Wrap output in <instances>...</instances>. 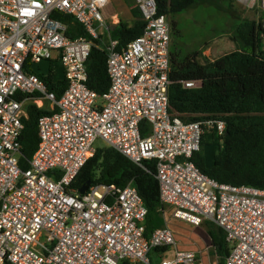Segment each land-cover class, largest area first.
Masks as SVG:
<instances>
[{
  "label": "built area",
  "instance_id": "obj_1",
  "mask_svg": "<svg viewBox=\"0 0 264 264\" xmlns=\"http://www.w3.org/2000/svg\"><path fill=\"white\" fill-rule=\"evenodd\" d=\"M237 1L259 3L264 30V0ZM133 2L145 26L119 47L108 0H0V264H213L210 243L178 249L167 222L144 235L147 208L132 182L89 185L83 194L72 187L96 138L136 164L155 160L161 211L194 227H220L229 248L224 264H264V189L218 182L192 161L206 131L221 136L225 123L169 114L171 23L155 0ZM55 12L72 15L90 37H69ZM93 39L106 54L103 94L87 85ZM55 61L66 82L59 97L49 87L59 79L55 66L51 84L38 75ZM29 103H47L48 113L37 119V148L22 170Z\"/></svg>",
  "mask_w": 264,
  "mask_h": 264
},
{
  "label": "trees",
  "instance_id": "obj_2",
  "mask_svg": "<svg viewBox=\"0 0 264 264\" xmlns=\"http://www.w3.org/2000/svg\"><path fill=\"white\" fill-rule=\"evenodd\" d=\"M133 20L130 24L119 21L111 35L118 46H125L138 37L145 21L133 0H126ZM202 0H155L158 13L168 16L194 7ZM68 25L69 37H90L84 27L67 13L55 12ZM244 20L236 27L233 39L236 49L216 58L199 59L194 51L184 57L170 46V84L168 87V112L185 122L209 119L225 123L220 136L222 143L213 157V164L205 165L203 156L204 136L200 150L192 156V161L204 173L221 183L252 185L264 189V30L261 22ZM170 20V19H169ZM171 23L173 35L175 22ZM87 60V85L98 94H103L109 86L106 54L99 48V40L93 39ZM56 63V61H55ZM54 66L50 73L38 75L51 84ZM186 80L200 81L196 88L183 86ZM59 97L66 87L62 76L56 84L49 86ZM27 117L22 118L23 129L19 136L21 145L18 164L22 170L29 168V160L37 148V119L48 113L42 107L29 103ZM144 124V123H143ZM145 133V130H142ZM87 181L91 185L125 186L132 182L147 208L144 235L162 225V205L159 199V182L156 178L155 160L136 164L110 146L96 148L79 170L72 184L78 190ZM209 243L214 247L217 264H224L229 253L223 230L213 222L204 223ZM162 251L154 248L153 254ZM153 259L154 256L152 255ZM10 264V263H5Z\"/></svg>",
  "mask_w": 264,
  "mask_h": 264
},
{
  "label": "rangeland",
  "instance_id": "obj_3",
  "mask_svg": "<svg viewBox=\"0 0 264 264\" xmlns=\"http://www.w3.org/2000/svg\"><path fill=\"white\" fill-rule=\"evenodd\" d=\"M105 13L108 17L116 14L119 21L128 24L133 20L130 6L126 0H108ZM261 13L258 2L249 8L237 0H202L192 8L168 16L172 22H175L173 35L171 33V49L179 52L182 57L198 51L201 61L204 58H216L236 49L233 36L237 25L249 19L259 22ZM38 66L41 71L47 72L49 63L43 61ZM35 67L37 68V66ZM61 76V66L57 62L54 79L57 80ZM44 107L47 108L48 104L45 103ZM221 143L222 140L216 132L206 131L202 147L206 166L210 167L213 164V157ZM104 145L105 142L100 138H96L93 142L94 148ZM161 216L162 224L167 222L174 232L178 249L201 248L204 250L205 246H209L204 225L194 227L185 221L172 218L171 211L167 207L161 211ZM209 257L211 263L217 264V256L213 252H209Z\"/></svg>",
  "mask_w": 264,
  "mask_h": 264
},
{
  "label": "water",
  "instance_id": "obj_4",
  "mask_svg": "<svg viewBox=\"0 0 264 264\" xmlns=\"http://www.w3.org/2000/svg\"><path fill=\"white\" fill-rule=\"evenodd\" d=\"M89 185H90V182L87 181L84 185H82V186L78 189V192H79L80 194H83V193L87 190V188L89 187Z\"/></svg>",
  "mask_w": 264,
  "mask_h": 264
},
{
  "label": "crops",
  "instance_id": "obj_5",
  "mask_svg": "<svg viewBox=\"0 0 264 264\" xmlns=\"http://www.w3.org/2000/svg\"><path fill=\"white\" fill-rule=\"evenodd\" d=\"M55 69H56V67H55Z\"/></svg>",
  "mask_w": 264,
  "mask_h": 264
}]
</instances>
